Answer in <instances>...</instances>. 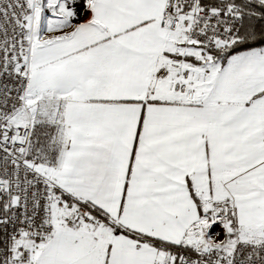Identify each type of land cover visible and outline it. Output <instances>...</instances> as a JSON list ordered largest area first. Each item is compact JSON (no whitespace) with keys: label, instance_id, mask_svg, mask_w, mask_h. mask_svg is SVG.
<instances>
[{"label":"snow or ice","instance_id":"6c2138e0","mask_svg":"<svg viewBox=\"0 0 264 264\" xmlns=\"http://www.w3.org/2000/svg\"><path fill=\"white\" fill-rule=\"evenodd\" d=\"M0 264H264V0H0Z\"/></svg>","mask_w":264,"mask_h":264}]
</instances>
